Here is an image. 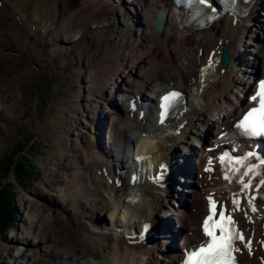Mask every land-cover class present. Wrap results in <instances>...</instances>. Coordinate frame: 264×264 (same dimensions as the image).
Masks as SVG:
<instances>
[{"label":"bare ground","instance_id":"6f19581e","mask_svg":"<svg viewBox=\"0 0 264 264\" xmlns=\"http://www.w3.org/2000/svg\"><path fill=\"white\" fill-rule=\"evenodd\" d=\"M17 1L19 6L27 2ZM48 1L54 13L47 20L48 23L44 27L40 25L44 20V10L37 5L34 17L28 16L27 25L31 30L35 22L46 37V44H53L49 53L51 57L69 52L71 63L85 66L83 98L79 99L82 101L79 110L75 105L69 112L60 109L49 122V125L58 123L60 130L55 146L59 163L52 165L57 179L46 183L48 189L42 200L31 202L33 208L28 215L31 223L25 232L29 234L27 239L31 238L30 244L34 247L24 242L27 246L24 255L20 256L13 254L11 247L7 248L12 259L6 264H84L85 260L87 264H92L93 260L103 261L107 254L117 249L121 253L143 251L149 256L148 264H175L179 247L173 244L172 239L179 235L181 247L195 236L193 223L201 212L198 191L205 185L194 180L189 193L186 187L191 189V181L188 180V186L180 187L186 192L181 196L171 192L179 186L174 187L173 177L170 176L166 179L165 191L146 182L131 185L127 166L129 146H134L133 155L146 150L154 158L160 157L172 163L177 152L173 151L172 143H167L174 138L181 149L178 155L183 153L187 163L193 162V147L207 141L212 127L219 122L225 123L226 118L244 103L245 89L251 75L259 73V68L264 64V0H255L245 11H238L235 14L238 17L222 16L199 30L191 28L190 20L178 25L182 12L169 4L168 0H123L122 3L121 0H89L77 11L64 16L56 27V0ZM0 2V19L3 22L6 20L2 18L5 17L4 8L10 4L21 21H26L23 14L17 11L18 5L14 0ZM132 5L135 11L130 10ZM116 9L128 12L131 17L118 21V26L109 32L106 24H99L108 11ZM258 10L262 13L259 14ZM7 20L11 24V20L15 19ZM88 22L95 30L86 36L84 26ZM252 24L254 28L251 31L249 26ZM4 29L0 31L2 38H9L20 30L15 29L16 33L14 29ZM81 37H84V41ZM93 38L95 40L91 47L88 43H92ZM108 38L114 44L107 48ZM223 47L227 48L228 59L220 63ZM32 48L25 55L30 54L31 60L41 64L40 51L34 53ZM2 50L0 43V61L3 60ZM13 55L8 47L7 56L12 60ZM94 55H99L95 61L91 60ZM24 60L20 58V62ZM0 81L2 84L7 81L9 86L4 77L0 76ZM169 82L191 98V103L186 102L181 118L175 125L171 123L173 131L183 123L179 133L176 136L167 134L164 139L156 140V133L161 129L150 120V112L138 119V110L133 116L130 115L125 102L130 95L145 94L150 97L158 88H167ZM77 114L83 120L78 119ZM214 115L217 116L215 122ZM72 122L76 124L73 129ZM196 124L197 128L194 127ZM134 133L150 134L152 140L145 138V135L134 137ZM113 179L118 183L113 184ZM68 182L72 185L69 192L63 188ZM59 184H62L61 189H57ZM212 184L215 192L221 188V182L217 179ZM134 189L136 192L133 196H139V202H126V197L132 196L129 191ZM54 190L60 192L59 196L62 195V210L58 209V201L51 198ZM173 197H179L176 207L169 202ZM187 202L192 205L188 210L182 208ZM116 203L122 209L119 210ZM170 203V212L162 214L161 211ZM254 207L255 212L250 208L241 211L250 220L239 218L243 232L251 234L252 243L258 244L252 251L253 257L243 256L247 261L254 259L255 264H264V199ZM54 212H61L62 215L56 217ZM105 214L109 216L110 223L102 220ZM141 221H148L154 229L162 226L171 236L165 237L162 242L151 239V245L142 248L137 243ZM188 222L189 225L185 226ZM133 223L137 231L132 236L130 227ZM116 227L127 228L128 237L124 239L111 230Z\"/></svg>","mask_w":264,"mask_h":264},{"label":"rangeland","instance_id":"374dc122","mask_svg":"<svg viewBox=\"0 0 264 264\" xmlns=\"http://www.w3.org/2000/svg\"><path fill=\"white\" fill-rule=\"evenodd\" d=\"M14 1L16 2L15 5H18L19 1ZM88 1L89 0H56L55 5L57 10L55 12V26L58 27V24L62 21L64 16L77 11L84 2L88 3ZM120 2L122 3L123 0ZM1 4L2 2H0V7ZM37 5H40V8L43 7L44 10V20L40 24L44 27L48 23L47 20L54 14L52 13L53 9L48 0H27L22 6L18 5L17 11L23 14L26 21H21L18 13L15 12L16 9L14 10L11 4L6 6V9L4 8L5 17L2 18H6V20L3 22L2 19H0V31H4V28L14 30L20 29L18 33L15 30L17 34L10 36L11 38L0 37V43L3 45L1 53L3 60L0 61V66L5 69L4 71L0 68V76L4 77L9 82L8 86L7 81H4L5 84H2L0 81V106H2L0 107V116H2L0 117V193L8 195L7 198L11 201L13 212L9 223L10 225H5V229H3V226H0V264H2V261L5 262L4 264L11 262V252L8 250L6 251L7 248L11 247L12 253L20 256L22 254L24 255V249L27 246L24 242L31 245V248L34 247L30 244V241L32 243L31 238L29 240L27 239L29 234L25 232L31 223V218L29 219L28 217L33 208L31 202L32 200H42L44 192H47L48 189L46 183H50L57 179L56 172L52 169V165L59 163L60 158L55 147L56 138L60 131L57 128L58 123L49 125V122L60 109L69 112L73 110L75 105L76 110H79V106H81L82 103L79 99L83 98L82 79H84L83 73L85 66H78L75 63H71L69 61V52L56 54L55 57H51L49 53L53 44H51V46H49L50 44H46L47 39L43 32L36 27L35 22L32 29L29 30L30 27L27 25L28 16L36 14L35 8ZM130 10H136L134 5H132ZM258 11L259 14L262 13V11ZM105 17L104 20L100 21L99 25L106 24V28L111 32L114 27L118 26V21L128 19L131 15H129L128 12L116 9L115 11H108ZM12 18L15 20H11V25L10 21L8 22L7 19ZM250 26L252 27L250 28ZM250 26L249 29L252 31L254 26L253 24ZM92 30L95 29L93 25L88 22L84 26L85 35H91ZM80 39L84 41V37ZM91 40L92 43L89 41L88 44L93 47L92 45L95 38ZM85 42L87 43L88 41L85 40ZM113 44L114 41L108 38L107 48L111 47ZM8 47L11 48V53L14 54L12 60L7 56ZM17 48L18 50L16 51L15 49ZM31 48L34 53L38 50L40 51V56L42 58L41 64L40 62L37 63L35 60H31L30 54L25 55V52H29ZM143 56L144 55H142V57ZM98 57L99 55H94L91 60L95 61ZM20 58L26 60L20 62ZM6 86H8V88ZM79 94L80 97L76 98ZM75 116L83 120L81 115L77 114ZM216 118L217 116L214 115L213 122L216 121ZM72 123L73 129L76 124L74 122ZM194 127L197 128V124L194 125ZM192 130L194 131V129ZM162 131L165 130L156 133V140L161 138L164 139L167 134H174L171 131H168V133L165 131L166 134L164 135L163 133L165 132ZM140 135H145V138H151L150 134H133L134 137ZM150 140H152V138ZM190 141L191 139L188 142ZM168 144L169 143H167V145ZM175 145L178 147V142H176ZM175 145L173 144V146ZM171 149L173 150V147H171ZM173 151L178 153L176 149ZM12 160L17 161L19 164H17V166H20L21 170H16L15 168H13V171L12 169H6V167H11L9 163ZM71 186V182H68L63 188L69 192ZM61 187L62 184H59L57 189H61ZM160 190L165 191L166 187L163 186ZM48 192L51 193L49 190ZM129 192L130 195L132 194L133 196L136 191L134 189L132 192ZM171 192L173 193L174 189H172ZM52 194L53 196H51V198L58 201V209L62 210V195L59 196L60 192L56 190H54ZM127 198L128 197L125 199L126 202H128ZM187 203L184 204L182 208H186L187 210L190 209L192 205ZM117 206L119 210L122 209L120 204L116 203V207ZM170 208L169 205H166L164 211H161L162 214H168L171 210ZM54 215L60 217L62 213L54 212ZM165 215H163V217ZM102 220L104 223H106V220L110 223L109 216L106 214L102 217ZM133 221L137 222V220L134 219ZM112 231L119 234L124 239L128 237L124 235V233H128L125 227H122L120 231L116 229H112ZM131 233L134 234V231H131ZM112 234L114 233L112 232ZM84 264H87V260L84 261ZM163 264L166 263L163 262Z\"/></svg>","mask_w":264,"mask_h":264},{"label":"snow or ice","instance_id":"6c2138e0","mask_svg":"<svg viewBox=\"0 0 264 264\" xmlns=\"http://www.w3.org/2000/svg\"><path fill=\"white\" fill-rule=\"evenodd\" d=\"M187 2L189 5L209 6V10L214 11V7H211V0H187ZM229 3L235 5L237 0H229ZM211 64L212 59L210 55L209 65ZM179 96L180 93L171 92L162 98L163 104L159 118L161 124L165 122L169 108L178 100ZM251 100L255 102L254 106L245 113L236 127L247 136H264V80L260 81L259 90L251 97ZM220 159L223 160L224 157ZM224 178L230 179L227 174ZM262 183H264V180H262ZM244 186L247 187V184L245 183ZM213 203L214 202L210 199V205ZM252 211H256L255 207H253ZM219 215L221 218L224 217L223 212H220ZM228 219L231 221V217H228ZM212 220L213 215H209L205 219L203 226L204 232L210 237V240L205 245L198 247V249L190 251L185 264H228V261L231 259V252L238 250L233 248V241L234 239L242 240L243 236L239 232L226 235L222 224L220 226V236L215 235L209 224ZM148 227L149 226L146 225L145 230H147ZM248 246L249 245L246 244V247Z\"/></svg>","mask_w":264,"mask_h":264},{"label":"clouds","instance_id":"9594fccd","mask_svg":"<svg viewBox=\"0 0 264 264\" xmlns=\"http://www.w3.org/2000/svg\"><path fill=\"white\" fill-rule=\"evenodd\" d=\"M127 199L129 203L139 202V196H129ZM127 211V209L124 210L125 213H127ZM148 260L149 256L143 251H125L124 253H121L117 249L107 254L103 261L93 260L92 264H148Z\"/></svg>","mask_w":264,"mask_h":264},{"label":"trees","instance_id":"16d2710c","mask_svg":"<svg viewBox=\"0 0 264 264\" xmlns=\"http://www.w3.org/2000/svg\"><path fill=\"white\" fill-rule=\"evenodd\" d=\"M17 161L12 160L9 165L10 168L6 167V169L10 170L15 168L16 170L20 169V166H17ZM19 165V164H18ZM21 170V169H20ZM8 195H4V193H0V226L10 225V219L12 218L13 212L11 208V201L7 198ZM6 227V226H5ZM5 227L3 229H5Z\"/></svg>","mask_w":264,"mask_h":264}]
</instances>
